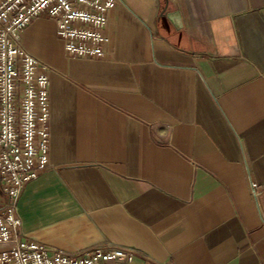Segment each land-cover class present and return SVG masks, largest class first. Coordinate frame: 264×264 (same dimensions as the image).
Here are the masks:
<instances>
[{
	"label": "crops",
	"instance_id": "crops-1",
	"mask_svg": "<svg viewBox=\"0 0 264 264\" xmlns=\"http://www.w3.org/2000/svg\"><path fill=\"white\" fill-rule=\"evenodd\" d=\"M106 34L90 59L45 15L21 33L50 67L51 107L23 237L127 247L133 264H264V0H119Z\"/></svg>",
	"mask_w": 264,
	"mask_h": 264
},
{
	"label": "built area",
	"instance_id": "built-area-1",
	"mask_svg": "<svg viewBox=\"0 0 264 264\" xmlns=\"http://www.w3.org/2000/svg\"><path fill=\"white\" fill-rule=\"evenodd\" d=\"M119 0H0V264H133L127 247H97L75 255L23 237L18 213L25 186L49 167L50 67L21 44V33L38 16L56 22L67 53L99 59L110 39L106 29ZM261 207V192L251 182Z\"/></svg>",
	"mask_w": 264,
	"mask_h": 264
},
{
	"label": "water",
	"instance_id": "water-1",
	"mask_svg": "<svg viewBox=\"0 0 264 264\" xmlns=\"http://www.w3.org/2000/svg\"><path fill=\"white\" fill-rule=\"evenodd\" d=\"M173 1V0H172ZM173 14V13H172ZM174 15L176 16V13H174ZM170 18H172V16H170ZM172 22L174 23V24H176L174 21H173V19H172Z\"/></svg>",
	"mask_w": 264,
	"mask_h": 264
}]
</instances>
